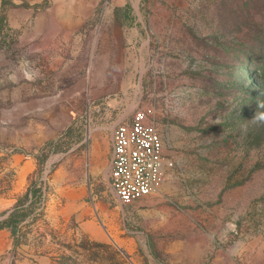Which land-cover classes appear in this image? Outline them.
<instances>
[{
	"label": "rangeland",
	"instance_id": "rangeland-1",
	"mask_svg": "<svg viewBox=\"0 0 264 264\" xmlns=\"http://www.w3.org/2000/svg\"><path fill=\"white\" fill-rule=\"evenodd\" d=\"M144 105L172 164L124 205ZM34 185L0 264H264V0H0V221Z\"/></svg>",
	"mask_w": 264,
	"mask_h": 264
},
{
	"label": "built area",
	"instance_id": "built-area-1",
	"mask_svg": "<svg viewBox=\"0 0 264 264\" xmlns=\"http://www.w3.org/2000/svg\"><path fill=\"white\" fill-rule=\"evenodd\" d=\"M155 117V107L144 105L113 125L108 179L124 205L158 192L168 179L172 162L166 156Z\"/></svg>",
	"mask_w": 264,
	"mask_h": 264
},
{
	"label": "trees",
	"instance_id": "trees-1",
	"mask_svg": "<svg viewBox=\"0 0 264 264\" xmlns=\"http://www.w3.org/2000/svg\"><path fill=\"white\" fill-rule=\"evenodd\" d=\"M43 189L42 186L34 185L24 197L18 200L16 206L11 210L8 216L0 221V226H8L14 234L18 232L19 225L29 219L34 211L38 208L36 203L42 199ZM28 198H31V202L26 204Z\"/></svg>",
	"mask_w": 264,
	"mask_h": 264
}]
</instances>
